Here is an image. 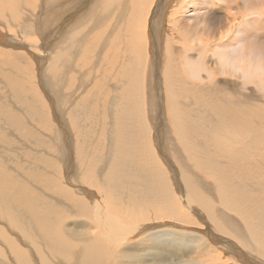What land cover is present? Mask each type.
Masks as SVG:
<instances>
[{
    "label": "bare ground",
    "instance_id": "bare-ground-1",
    "mask_svg": "<svg viewBox=\"0 0 264 264\" xmlns=\"http://www.w3.org/2000/svg\"><path fill=\"white\" fill-rule=\"evenodd\" d=\"M28 1L0 0V23H16L20 19L26 23L33 9H27L32 3ZM128 2L126 0L124 5ZM137 2L139 11L134 21L130 20L128 9L120 6L123 0H93L90 6L88 0H40L32 7L40 10L45 4L70 8L86 4L84 22L99 25L113 15V9L120 7L113 26H120L122 40L129 33L133 34L138 44L130 50L136 64L145 62L147 67L149 58L153 74L156 63L152 55L158 42L155 37L168 31L163 28L165 12H162L167 7L159 0L156 8L159 10L153 12V0ZM113 3L117 6L111 8ZM156 14L158 29L152 26L154 21L149 23V16L153 20ZM231 22H227L224 32L230 31L232 35H220L216 43L221 47L235 45L238 50L223 66L238 69L244 62L249 69L240 68L242 81L246 85L253 81L263 84L264 47L262 49L257 42L246 44L251 50L243 54L246 25L237 28ZM148 33L155 37L148 38ZM10 42L0 33V46ZM203 44L193 52L195 60L184 58V70L169 67L168 75L159 82L165 83L171 95V107L175 111L173 127L182 151L196 158L197 169L207 179L219 182L218 200L212 195L215 185L204 187L199 176L190 173L185 165L171 164L157 139L152 140L154 136L145 123L144 101L140 97L145 82L137 72L129 75L135 93L130 91V106L126 112L136 127H127L116 112L106 114L108 124L104 130L109 139L104 138L101 144L102 160L96 158L95 151L99 147L96 133L99 116H102L97 103L88 109L85 107L91 101L80 97L72 99L76 107L82 108V114L72 113V107L66 110L65 105L58 107L57 104L69 99L66 95L70 82L68 73L75 60L84 57L83 37L70 34L62 50L50 59L46 77L54 114L59 120L62 112L67 113L79 134L76 159L70 157L66 133L61 127L68 126L65 121L59 120V132L54 129L51 139L55 144L64 141L65 167L70 163L78 164L82 177L72 180L41 154L34 153L35 141L42 133L38 126H27L21 136L16 137L19 149H13L16 144L13 135L0 132V264H264V249L256 235L264 239V211H255L259 200L264 199V106L258 103L264 101V94L254 95L242 86L245 92L235 90L225 87V82L219 78L215 80L222 72L207 69L210 59ZM169 46L170 39L166 38L167 53ZM16 48L22 50L21 53L14 52L13 47H0V61L7 70L1 76V83L8 92V97L0 99V115L10 130L24 126V120L13 113L15 105H20L28 118L33 117L30 99L25 97L23 89L19 90L23 82L17 74L21 71L17 62L21 58L28 60L30 68L26 73L30 74L32 62L38 61L33 44L25 49L19 45ZM216 55L226 60L224 54ZM158 73L162 76L160 71ZM147 82H152L150 76ZM178 82L183 87L187 84L184 90L192 103L186 111L187 120L173 99ZM108 149L112 150L111 154ZM3 150L11 154L2 157ZM15 156L25 158L23 165ZM27 159L33 167H29ZM78 215L89 221L83 242L78 231L67 227L69 219ZM172 260L175 262L171 263Z\"/></svg>",
    "mask_w": 264,
    "mask_h": 264
},
{
    "label": "rangeland",
    "instance_id": "rangeland-1",
    "mask_svg": "<svg viewBox=\"0 0 264 264\" xmlns=\"http://www.w3.org/2000/svg\"><path fill=\"white\" fill-rule=\"evenodd\" d=\"M92 1L93 0H88L89 6ZM125 1L126 0H123V4L120 6L128 9L130 20L134 21L138 15L139 3L137 0H129L128 4L125 6ZM153 1L152 11L155 12V10H159L156 9L159 5V0ZM168 1L169 0H162V5L164 4L165 7H167L166 10L162 11L165 12L163 28L168 31H163L164 33L162 32V38H157V35L155 37L152 33H148V38L151 39L153 36V38L155 37V40L158 41L156 44L157 49H155L154 54L152 55V59L156 63L153 74L152 71H150V69L153 70V64L149 58L146 62L148 65L147 67H145V62L142 64H136L135 56L130 50V47L136 48L138 44L137 40L133 37V34L129 33V35L122 40L120 26L117 28H114L113 26L116 23V17L118 16L120 7H117L116 10L113 9V15H110L99 25L94 22H84L85 12L87 10L86 4H80L73 8L45 4L39 10L38 7H35V9L32 5L35 2H37L35 4H39L40 0H29L28 2L32 3H30L31 7L27 9L30 10L33 8L35 12L31 9L32 14L26 23L23 19H20L16 23H0V33L11 41L9 45L0 47L5 49L13 47L14 52L21 53L22 50H19L16 46L19 45L22 49H25L33 44L35 46L34 53L38 58L37 62H32L33 66L30 74L26 73L30 68L28 60L21 58L17 62L21 69L17 74L23 82L20 85L22 88L19 90L23 89L25 97L30 99V102H28L31 103L33 117L28 118L23 113V109L20 105H15L13 113L24 120V126L19 129L10 130L4 125V118L0 115V132H8L15 137L14 142H16V144H13V149L20 148V145H18L19 140L16 137L19 138L21 136L25 127L38 126L37 129L42 131V133L39 139L35 141L34 153L41 154L44 158L49 160L51 165L59 167L64 174L66 172V175L72 180H79L82 177L79 175L78 164L70 163L65 167V158L62 153L64 141L59 140L55 144V141L51 139L52 136L55 135L54 129L59 132V120L65 121L68 126L65 127L61 125V127L66 133L70 147V157L76 159V150L80 145L79 134L72 126L67 113L62 112L61 119L59 120L54 114L52 106L54 101H52V104L50 95L51 91L48 90L46 77L50 59L55 53L62 50L63 43L67 36L74 34L77 37H83V41L85 42L84 57L75 60L74 65L68 73L70 82L67 85L66 95L69 99L63 100L65 102L61 101V103L57 101V104L58 107L65 105L67 107L66 110H69L70 107H72V113L79 111V113L82 114V108L76 107L74 101H71L72 99L80 97L86 98L87 101H91L89 106L85 107L88 109H92V105L97 103V110L98 112H102V116H99L97 126L98 131L96 133V138L99 142V147L95 151L96 158H98L99 161L102 160L103 150L101 144L103 143L104 138L109 139L108 132L104 130L105 126L108 124L106 123V114L109 113L111 115V113L116 112L123 119L127 127H136V124L126 115V112L130 106V91L132 94L135 93L132 90L129 75L130 73L133 74V72H137L145 82V88L140 97H143L142 100L144 101L145 123H147V127H149L151 134L154 136L152 140L154 141L155 138L157 139L163 155L171 164L174 166L185 165L186 168L190 170V173L199 176V180L204 187L210 188V184L215 185V188L212 189V195L214 199L218 200L220 194L219 182L215 181L214 178L207 179L202 172L197 169L196 158L193 159V156L191 157L186 152L182 151L178 136L175 134L173 127V114L175 111L174 107H171L170 101H172V98L167 91L165 83L159 82V80L168 75L169 67L176 70H184V58L187 57L190 60H195L193 52H195L197 47L204 42L206 45V56L210 59L207 62V69L213 72L216 70H221L222 72L221 74L216 75L214 78L215 80L216 78H219L224 81L225 87L245 92V90L241 89L242 86L248 90V92H253L254 95L262 96L264 94V83L259 84L258 81H253L251 85H246L247 83L241 79L242 72L240 71V68L243 67L249 69V66L246 63L243 62L238 69L232 66H223L229 62V56L234 53L235 50H238V46H224V48L217 45L216 40H218L220 35H232L230 31L224 32L227 30V28H225L227 22L232 21L231 24L235 23L237 28L238 26L242 28L246 25L245 29H247V31L245 37L247 38L243 37L242 40V45H244L245 48L243 54L251 50L247 49L248 46L246 44L257 42V45L260 44L263 49L264 0H207L208 2L206 0H170L171 2L169 5ZM79 6L81 7L77 10L76 8ZM110 6L113 8L117 5L113 3L110 4ZM98 10L101 11V9ZM251 10H253L255 14H251ZM22 12L25 11L23 10ZM151 18L152 16H149V23L154 21L155 23L153 22L152 26H155L154 28L158 29L159 22L157 20V14L154 15L153 20H151ZM4 19L6 20V18ZM124 19L127 21L129 17L126 16ZM225 19L226 24L224 23ZM5 20L2 19V22H6ZM253 21H255L254 24L252 23ZM218 25L219 27H222L219 28ZM221 31L222 34L220 33ZM248 34H250V36ZM166 38L170 39L169 53H167L164 48ZM158 39L163 40L161 41ZM33 40L34 42H32ZM200 40L203 42H200ZM212 53L215 55L217 53H222L225 55L226 60L219 59V55L215 56ZM4 71H7L6 65H2L0 61V99L5 96L8 97V92H6L7 90L4 89V85L1 83V76ZM159 71L162 76L158 73ZM231 74H234L235 77H231ZM149 76L152 78V82L150 83L147 82ZM119 78H121L120 81H118ZM100 79L102 80V83H99ZM185 86H187V84ZM185 86L183 87L178 82L175 86V95L173 98L178 103L177 107L178 110L181 111L180 114L182 117L187 114L186 111L189 104L192 107V103L189 101L184 90ZM10 100L13 101L12 99ZM10 100L7 98V101ZM258 103L264 106V101H258ZM12 104L13 103L11 102L10 105ZM72 104L73 106H71ZM194 107L195 104L192 110ZM71 118H73V116ZM187 118V116L184 117L185 120H187ZM48 141L54 145L50 146ZM1 146L2 139L0 138V147ZM110 150L111 149H108L111 154L112 150ZM196 150L201 151L197 147ZM10 154L11 151L3 150L2 157H5L6 155L9 156ZM15 157V159L23 165L25 158L18 156ZM108 158L111 159V157ZM108 162H110V160ZM27 163L29 167H33V163L30 162L29 159H27ZM94 166L96 167V165ZM256 210L264 211V199L259 200L255 206V211ZM69 221L70 223L67 224V227L78 231L80 233L79 239L83 242L88 232L87 230L89 229V221L81 215L74 216L70 218ZM196 223L200 224L198 220H196ZM256 235L260 241L261 248L264 249V239L257 233ZM247 257L251 258V256ZM173 262L175 261L172 260L171 263Z\"/></svg>",
    "mask_w": 264,
    "mask_h": 264
}]
</instances>
